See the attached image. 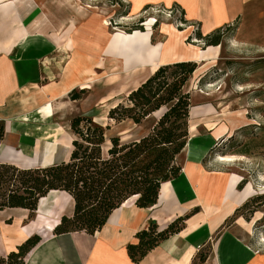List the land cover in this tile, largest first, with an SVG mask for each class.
<instances>
[{"label":"crops","instance_id":"0c3cea01","mask_svg":"<svg viewBox=\"0 0 264 264\" xmlns=\"http://www.w3.org/2000/svg\"><path fill=\"white\" fill-rule=\"evenodd\" d=\"M128 2L134 13L152 6H178L188 24H199L203 36L234 26L230 29L234 41L243 47L264 50V0ZM80 19L67 17L63 0H0V121L5 123L0 163L35 169L67 162L73 151L71 121L78 105L88 98L96 95V111L99 103L111 104L115 98L113 89L125 90L128 96L161 66L182 61L210 62L220 56V46L217 58H203L202 53H197L208 52L210 47H195L197 52L191 53L189 44H185L192 32L188 29L183 32L184 46L179 44L172 49V53L183 52L181 59L173 57L154 70H149L151 63L147 61L126 68L113 45L114 38H108L104 32L96 33L98 19L87 17L84 30ZM149 44H153L151 38ZM115 69L118 72H113ZM97 89L104 93L97 97ZM78 90H84V97L71 99L73 91L80 96ZM91 117L95 122L100 119L97 114ZM241 127L233 123L226 131L207 128L201 134H192L194 127H190L181 172L161 185L157 204L141 209L133 197L115 210L95 235L54 234L61 218L71 217L74 212V200L64 192L52 191L42 198L31 219L26 209L1 210L0 257H7L29 238L38 236L41 241L23 264H264V254L227 227L235 211L241 208L230 210L233 200L227 198V191H232L236 184L230 182L228 173L213 164L216 161H208L217 140L226 132L229 137L234 135ZM147 133L126 142L120 139L127 143ZM109 146L108 142L105 152ZM66 200L69 209H64ZM182 217L187 220L178 234L161 242L141 262L131 260L127 248L138 243L137 233L148 229L152 222L158 231H163ZM207 248L211 253L203 255ZM202 255L207 256L204 262L200 261Z\"/></svg>","mask_w":264,"mask_h":264},{"label":"trees","instance_id":"16d2710c","mask_svg":"<svg viewBox=\"0 0 264 264\" xmlns=\"http://www.w3.org/2000/svg\"><path fill=\"white\" fill-rule=\"evenodd\" d=\"M224 35L225 30L219 29L207 36L198 31L195 37L203 42L205 49L220 46ZM197 69V63L191 61L161 66L128 95L126 104H118L109 111L111 122L132 121L140 126L151 115L165 109L156 125L138 140L122 143L118 136L108 139L110 125L102 126L92 117L78 115L71 121L75 138L69 161L35 169L0 163V211L26 209L31 219L42 198L52 191L64 192L74 200V212L71 217L61 218L54 234L95 235L107 224L111 214L133 197L137 198L138 208L156 205L161 185L181 172L177 158L189 140L192 107L191 96L184 89ZM70 97L81 98L76 91ZM4 137L5 123L0 121V143ZM108 142L110 146L105 152ZM186 220L187 217L179 218L163 231H158L154 222L150 223L148 229L137 233L138 243L128 246L131 260L141 262L161 242L178 234ZM40 241V237L32 236L17 251L0 257V264H23ZM206 258L202 255L200 261Z\"/></svg>","mask_w":264,"mask_h":264},{"label":"rangeland","instance_id":"374dc122","mask_svg":"<svg viewBox=\"0 0 264 264\" xmlns=\"http://www.w3.org/2000/svg\"><path fill=\"white\" fill-rule=\"evenodd\" d=\"M63 1L66 4L67 17L71 19L80 17L79 22L83 30L87 17H96L99 24L95 25L96 33L104 32L108 38H115L118 32L132 34L135 31H146L147 23L152 21L153 44L167 43L171 28L182 33L191 29L186 44L198 49L204 48L203 42L195 37L196 32L200 31L199 24L186 23L183 10L178 6L170 8L152 6L134 13L128 0ZM223 29L225 35L220 45L219 58L203 63L197 60L195 63L198 69L184 89L190 94L192 101L188 133L191 135L190 127H194L192 134H201L207 128H220L219 131H226L233 123L243 126L234 135L229 137L226 132L217 140L208 161L211 163L216 161L213 164L218 165V169L228 173L231 178L238 179L234 189L227 191V198H236L246 188H250V195L235 208L242 207L245 203L248 205L235 211L227 227H231L239 238L255 251L264 254V50L239 45L233 40L231 30ZM113 72L116 73L118 70L115 69ZM131 75L126 74L127 77ZM96 92L97 97L104 93L101 89H97ZM112 92L115 96L114 103L113 101L111 104L99 103L98 109L94 111L93 101L96 96L94 95L78 105V113L75 111L74 117L78 115L91 117L97 114L100 117L98 124L111 126L107 132L108 139L118 136L126 142L149 132L165 112V109L157 112L141 127L138 125L136 127L129 121L116 124L108 119V113L113 106H117L115 104H126L128 96L122 89H113ZM79 95L82 99L85 94L79 91ZM71 135L75 138L72 132ZM184 154L185 150L178 156V165L183 162ZM220 157L231 161L220 163ZM239 186H242L241 190L238 189ZM64 204V209L70 208L67 200ZM210 253L207 248L203 255Z\"/></svg>","mask_w":264,"mask_h":264},{"label":"bare ground","instance_id":"6f19581e","mask_svg":"<svg viewBox=\"0 0 264 264\" xmlns=\"http://www.w3.org/2000/svg\"><path fill=\"white\" fill-rule=\"evenodd\" d=\"M85 6V5H84ZM152 21H149L147 23V28L146 31H135L132 34H125V33H121L118 32L117 35L114 38L113 41V45H115L114 47L117 50V54L119 55V59H121V61H124L126 68H130L131 67H135V63H143L146 62L147 63H151L150 69L149 70H154L155 68H157L162 62L164 61H168L173 57H176L178 59H181L184 55L183 52L180 53H172V49H176L179 44L181 46H184L183 43V38H184V33L182 32H178L177 30H175L174 28L169 29L168 32V36L169 39L166 43V45H164V43H159V44H149L151 35H152V25L151 24ZM105 24V23H104ZM108 24V23H106ZM97 25H99L97 23ZM166 26V25H165ZM164 27V26H163ZM96 28V27H95ZM167 33V32H166ZM94 34V32H93ZM89 37H92L89 35ZM187 39V38H186ZM97 41V40H95ZM153 41V40H152ZM93 43V42H91ZM104 43V42H103ZM188 43V42H187ZM89 44V43H88ZM101 44V43H100ZM186 44V43H185ZM91 45V44H90ZM102 45V44H101ZM100 45V46H101ZM104 45V44H103ZM102 45V46H103ZM117 45V46H116ZM95 46V45H94ZM93 46V47H94ZM99 46V45H98ZM98 48V47H97ZM102 48V47H100ZM215 49H213V47L209 48L208 52H200V50L197 52V49L192 46L189 45L188 46V50L191 53L197 52L198 54L202 53V57L203 58H217V55L219 52V47H214ZM100 50V49H99ZM166 50V51H165ZM92 51V50H91ZM94 52V49L93 51ZM96 54V53H95ZM185 54V52H184ZM195 54V53H194ZM93 55V54H91ZM94 56V55H93ZM144 59V60H143ZM187 59V58H186ZM103 60V59H102ZM172 61V60H171ZM177 61V60H176ZM136 63V64H137ZM100 64V63H99ZM103 65V64H102ZM137 67V66H136ZM140 67V66H139ZM147 68V67H146ZM94 70V69H93ZM128 72V71H127ZM151 72V71H150ZM124 73V72H123ZM144 76V74L142 75ZM115 97V96H114ZM192 114V112H191ZM189 158V157H188ZM188 160V159H187ZM221 161H231L230 159H226L224 157H220ZM217 176H215L216 178ZM230 177V176H229ZM214 177L211 176V179H213ZM210 179V180H211ZM223 179V178H222ZM219 180V179H218ZM224 180V179H223ZM215 182V181H214ZM218 182V181H216ZM223 182V181H222ZM230 182L233 183L234 185L238 183V179L237 178H231L230 177ZM215 183L212 184V186ZM210 185V184H209ZM216 185V184H215ZM217 186V185H216ZM210 187V186H209ZM222 187V184H221ZM229 187V186H228ZM225 191V190H224ZM224 191H222V193H224ZM209 192V191H208ZM250 188H246L243 192H241L242 194H240V196L233 198L232 202L233 204L232 207L230 208V210H233L236 206H238L246 197H248L250 195ZM215 194V193H214ZM220 195V194H219ZM223 195V194H222ZM213 199V198H212ZM219 199V198H218ZM221 200V198H220ZM216 201V199H215ZM218 203V202H217ZM216 203V204H217ZM44 203L41 204V207L43 206ZM215 204V203H214ZM228 204V205H230ZM218 205V204H217ZM221 205V204H220ZM212 211V210H211ZM225 211V210H223Z\"/></svg>","mask_w":264,"mask_h":264}]
</instances>
